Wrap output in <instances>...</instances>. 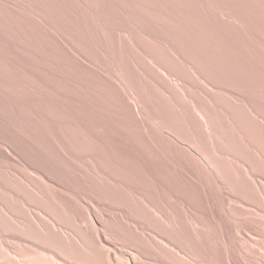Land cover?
Masks as SVG:
<instances>
[{
    "label": "rangeland",
    "instance_id": "1",
    "mask_svg": "<svg viewBox=\"0 0 264 264\" xmlns=\"http://www.w3.org/2000/svg\"><path fill=\"white\" fill-rule=\"evenodd\" d=\"M12 256L264 264V0H0Z\"/></svg>",
    "mask_w": 264,
    "mask_h": 264
},
{
    "label": "bare ground",
    "instance_id": "2",
    "mask_svg": "<svg viewBox=\"0 0 264 264\" xmlns=\"http://www.w3.org/2000/svg\"><path fill=\"white\" fill-rule=\"evenodd\" d=\"M29 226H30V225H29ZM95 234H96V233H95ZM61 236H63V235H61ZM69 238H70V237H69ZM96 238H97V237H96ZM73 239H74V238H73ZM99 240H100V239H99ZM32 244H33V243H32ZM22 247H23V246H22ZM1 248H2V247H1ZM74 250H75V249H74ZM98 251H99V250H98ZM101 251H102V250H101ZM101 251H99V252H101ZM26 252H27V251H26ZM110 253H111V252H110ZM123 253H125V252H123ZM65 254H66V253H65ZM97 254H98V253H97ZM49 255H50V254H49ZM116 255H117V254H116ZM9 256H10V255H9ZM83 256H84V255H83ZM108 256H109V253H108ZM111 256H112V254H111ZM10 257H11V256H10ZM12 257H13V256H12ZM127 257H128V256H127ZM14 258H15V257H13L12 260H13ZM125 258H126V256H125ZM0 259H2V257H1ZM15 259H17V258H15ZM15 259H14V260H15ZM14 260H13V261H14ZM130 260H131V259H130ZM4 261H5V260H4ZM128 261H129V260H128ZM14 262H15V261H14ZM14 262H12V264H13ZM19 262H20V261H19ZM19 262H18V263H19ZM1 263H2V262H1ZM15 263H16V262H15ZM54 263H55V262H54ZM16 264H17V263H16ZM43 264H44V263H43ZM49 264H50V263H49ZM82 264H83V263H82Z\"/></svg>",
    "mask_w": 264,
    "mask_h": 264
}]
</instances>
